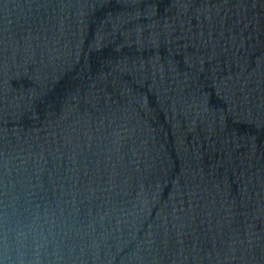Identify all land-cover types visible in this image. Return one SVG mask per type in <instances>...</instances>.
<instances>
[{"label": "water", "instance_id": "1", "mask_svg": "<svg viewBox=\"0 0 264 264\" xmlns=\"http://www.w3.org/2000/svg\"><path fill=\"white\" fill-rule=\"evenodd\" d=\"M0 264H182L107 146L38 0H0Z\"/></svg>", "mask_w": 264, "mask_h": 264}]
</instances>
